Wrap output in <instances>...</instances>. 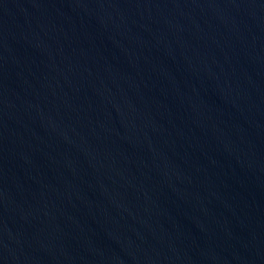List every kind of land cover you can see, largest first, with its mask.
Wrapping results in <instances>:
<instances>
[{
	"label": "water",
	"instance_id": "obj_1",
	"mask_svg": "<svg viewBox=\"0 0 264 264\" xmlns=\"http://www.w3.org/2000/svg\"><path fill=\"white\" fill-rule=\"evenodd\" d=\"M0 264H264V0H0Z\"/></svg>",
	"mask_w": 264,
	"mask_h": 264
}]
</instances>
